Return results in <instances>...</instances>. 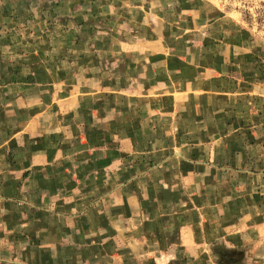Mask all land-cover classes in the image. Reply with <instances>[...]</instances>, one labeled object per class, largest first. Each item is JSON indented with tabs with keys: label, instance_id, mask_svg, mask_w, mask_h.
Returning <instances> with one entry per match:
<instances>
[{
	"label": "crops",
	"instance_id": "1",
	"mask_svg": "<svg viewBox=\"0 0 264 264\" xmlns=\"http://www.w3.org/2000/svg\"><path fill=\"white\" fill-rule=\"evenodd\" d=\"M83 1L0 0V264H264V85L166 53L200 0H117L125 64L74 77L45 31Z\"/></svg>",
	"mask_w": 264,
	"mask_h": 264
},
{
	"label": "rangeland",
	"instance_id": "2",
	"mask_svg": "<svg viewBox=\"0 0 264 264\" xmlns=\"http://www.w3.org/2000/svg\"><path fill=\"white\" fill-rule=\"evenodd\" d=\"M79 1V0H76ZM117 0H105L101 9L105 13L98 15L97 12L90 15L81 11L73 13L72 16L63 12L58 13L52 23L56 24V33L53 30L45 31L51 34V38L56 40L58 55H72L71 62L67 63V69L71 67L75 75L84 74L95 70L92 64L100 55V60L104 59L108 63L109 70L118 68L119 64H125V55L128 52L121 50L115 41L123 36L121 30L102 31L103 26L114 22L124 21V15L112 13V7H117L120 3ZM163 5L176 4L175 0H160ZM199 8L202 10L201 20L194 18L196 15H157L165 22L156 25V33L164 36L169 45L166 46L169 55H181L184 58L190 55L194 57L200 66L216 65V69L226 65V58L230 57L235 74L248 75L245 79L248 83H258L264 85V0H200ZM97 0H84L81 4L75 2L77 9L89 10ZM181 7L187 4H180ZM94 10H97L95 8ZM143 20L144 17L137 15ZM180 22L185 29H175L172 25ZM87 23L89 28H85ZM66 27V30L65 28ZM41 36L43 34L42 31ZM109 34H106L108 33ZM111 32V34H110ZM141 34H148V29H140ZM108 35V36H107ZM42 36V37H43ZM114 36V37H113ZM55 37V38H54ZM112 38H115L112 39ZM221 38L231 42V51H226L220 45ZM64 40L72 41L71 52H65ZM83 42V43H82ZM194 44V46H192ZM200 44V45H199ZM121 56V57H120ZM103 59V60H104ZM83 60V62H81ZM224 68V67H223ZM64 69V68H63ZM76 78L75 80H78Z\"/></svg>",
	"mask_w": 264,
	"mask_h": 264
},
{
	"label": "trees",
	"instance_id": "3",
	"mask_svg": "<svg viewBox=\"0 0 264 264\" xmlns=\"http://www.w3.org/2000/svg\"><path fill=\"white\" fill-rule=\"evenodd\" d=\"M237 252L238 251L236 250L215 251V253L218 254V256L221 258L219 264H240L241 258H243L244 256L241 257V252Z\"/></svg>",
	"mask_w": 264,
	"mask_h": 264
}]
</instances>
